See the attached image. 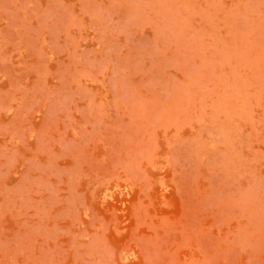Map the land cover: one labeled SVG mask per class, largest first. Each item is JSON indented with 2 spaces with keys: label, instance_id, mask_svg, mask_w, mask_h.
I'll return each mask as SVG.
<instances>
[{
  "label": "rangeland",
  "instance_id": "rangeland-1",
  "mask_svg": "<svg viewBox=\"0 0 264 264\" xmlns=\"http://www.w3.org/2000/svg\"><path fill=\"white\" fill-rule=\"evenodd\" d=\"M0 264H264V0H0Z\"/></svg>",
  "mask_w": 264,
  "mask_h": 264
}]
</instances>
